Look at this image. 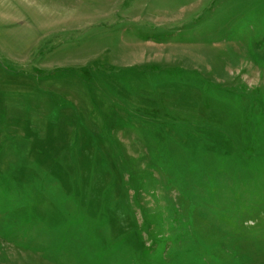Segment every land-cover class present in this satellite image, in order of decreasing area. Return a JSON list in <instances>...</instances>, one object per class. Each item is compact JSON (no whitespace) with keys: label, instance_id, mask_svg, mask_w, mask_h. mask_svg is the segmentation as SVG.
Returning a JSON list of instances; mask_svg holds the SVG:
<instances>
[{"label":"rangeland","instance_id":"rangeland-1","mask_svg":"<svg viewBox=\"0 0 264 264\" xmlns=\"http://www.w3.org/2000/svg\"><path fill=\"white\" fill-rule=\"evenodd\" d=\"M0 264H264V0H0Z\"/></svg>","mask_w":264,"mask_h":264}]
</instances>
